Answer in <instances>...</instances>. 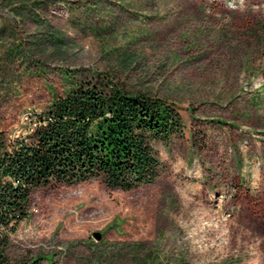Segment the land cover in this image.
<instances>
[{
	"label": "rangeland",
	"instance_id": "obj_1",
	"mask_svg": "<svg viewBox=\"0 0 264 264\" xmlns=\"http://www.w3.org/2000/svg\"><path fill=\"white\" fill-rule=\"evenodd\" d=\"M99 79L177 110L181 132L155 144L162 171L131 191L35 190L10 258L264 264V0H0L8 139Z\"/></svg>",
	"mask_w": 264,
	"mask_h": 264
},
{
	"label": "trees",
	"instance_id": "obj_2",
	"mask_svg": "<svg viewBox=\"0 0 264 264\" xmlns=\"http://www.w3.org/2000/svg\"><path fill=\"white\" fill-rule=\"evenodd\" d=\"M33 116L23 137L0 132V264H41L8 253L35 190L91 180L120 191L152 184L163 166L155 144L182 130L171 103L108 79L74 86Z\"/></svg>",
	"mask_w": 264,
	"mask_h": 264
},
{
	"label": "water",
	"instance_id": "obj_3",
	"mask_svg": "<svg viewBox=\"0 0 264 264\" xmlns=\"http://www.w3.org/2000/svg\"><path fill=\"white\" fill-rule=\"evenodd\" d=\"M92 236H93L94 239H96V240H99V239H100V235H99V233H93Z\"/></svg>",
	"mask_w": 264,
	"mask_h": 264
}]
</instances>
